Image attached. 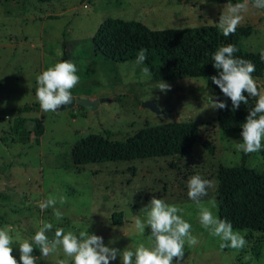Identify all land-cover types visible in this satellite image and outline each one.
Masks as SVG:
<instances>
[{
    "label": "rangeland",
    "instance_id": "rangeland-1",
    "mask_svg": "<svg viewBox=\"0 0 264 264\" xmlns=\"http://www.w3.org/2000/svg\"><path fill=\"white\" fill-rule=\"evenodd\" d=\"M254 0H0V228L12 236L14 257H20L19 244L31 241L43 223L65 231H89L103 237L106 246L121 251L140 244L152 247L151 229L143 234L135 227L137 216L155 196L183 211L192 225L198 244L189 246L180 264H264V234L236 230L247 240L243 249H221L218 237L209 234L199 222L200 206L218 216V171L243 163L237 148L241 133L224 132L217 123L218 109L210 97L216 91L207 78H171L167 92L158 89L153 74L144 75L136 60L113 62L97 53L93 38L101 24L110 18L138 21L153 30L194 29L217 26L222 14L245 4L240 26L253 33L242 37L238 48L264 52V9L253 7ZM222 33V31H220ZM227 45L222 43L221 46ZM72 61L80 77L72 96L99 100L96 111L83 106L61 112L37 108V76L60 61ZM264 91V80H257ZM155 102L170 118L145 108ZM35 111L20 112L25 106ZM18 117L27 118L17 136L11 128ZM43 121L45 133L36 141L32 119ZM193 122L202 130L201 140L186 157H166L133 162H112L77 167L72 160L75 144L89 136L102 135L113 143H125L146 127L166 123ZM5 138L6 141H2ZM210 141L211 155L204 147ZM264 143V142H262ZM246 166L264 172V148L251 153ZM200 175L210 180L208 195L197 205L188 197V179ZM49 196L56 199L62 218L53 207L41 211L39 203ZM63 200V203H61ZM123 214L121 225L113 216ZM33 255L41 256L39 248ZM247 257V259H246ZM66 257L62 248L36 264H57ZM110 264H121L118 255ZM173 264H176L174 258Z\"/></svg>",
    "mask_w": 264,
    "mask_h": 264
},
{
    "label": "trees",
    "instance_id": "trees-1",
    "mask_svg": "<svg viewBox=\"0 0 264 264\" xmlns=\"http://www.w3.org/2000/svg\"><path fill=\"white\" fill-rule=\"evenodd\" d=\"M49 2L52 0H39ZM253 33L251 26L237 27L234 34L225 37L217 26L194 29L153 30L138 21L110 18L96 32L93 43L97 53L113 62L136 60L140 49H146L153 82L171 78H207L216 91L217 98L227 103L226 109H218L217 123L224 132L241 133V125L254 107L256 98L249 97L247 105L241 103L232 110L231 100L223 95L210 77L218 75L213 66L212 55L222 43L233 44L237 58L251 61L255 65L254 79L264 80V60L261 53L247 52L238 48L242 37ZM259 89V88H258ZM247 95V93H245ZM37 108L40 105H36ZM35 111L25 106L20 112ZM27 118L18 117L11 128L17 136ZM36 141L40 143L45 133L43 121L32 119ZM202 130L193 122L166 123L146 127L138 131L125 143H113L102 135H89L79 140L72 151L75 166L100 165L112 162H133L166 157H186L201 140ZM2 141H6L5 138ZM209 154H215L210 141L204 142ZM249 154L244 153L243 163L235 167H221L218 171V217L231 222L233 229L248 230L264 234V172L246 166ZM123 214L113 216L116 225H121ZM1 220V217H0ZM16 258V257H15ZM19 261L18 258H16Z\"/></svg>",
    "mask_w": 264,
    "mask_h": 264
},
{
    "label": "clouds",
    "instance_id": "clouds-1",
    "mask_svg": "<svg viewBox=\"0 0 264 264\" xmlns=\"http://www.w3.org/2000/svg\"><path fill=\"white\" fill-rule=\"evenodd\" d=\"M245 4H237L232 7L228 15L222 14L216 23L225 37L235 33L243 19L241 12L246 10ZM253 7L264 9V0H254ZM238 51L235 45L227 44L220 46L212 55L213 66L218 70V75L210 77L213 84L219 87L223 95L231 100L232 110L239 109L241 103L247 105L249 97L256 98L254 107L249 110L242 127V142L237 148L245 154L259 152L264 148V91L258 89L257 82L252 73L255 65L248 60L237 58L234 54ZM147 59L146 49H140L136 63L144 64ZM264 60V52L261 53ZM77 67L72 61L64 60L49 67L37 76L38 87L36 99L40 108L45 112H56L59 108L72 103L71 90L79 83ZM144 75L150 76L147 67L142 69ZM171 86L164 82L159 84L158 89L162 92L169 91ZM247 93V95H245ZM212 101V108L226 109L227 103L219 98ZM164 109L161 108V112ZM212 182L193 175L188 179V197L197 205H201V198L208 195V189ZM57 201L49 196L45 202L39 203L41 211L53 207L54 216L62 218V213L55 208ZM63 203V200H61ZM145 213L142 220L137 216L135 227L143 234L146 228L151 229L152 247L144 244L138 245L134 250L129 246L122 251L118 248L108 247L103 242V237L80 231H65L62 227H56L54 236L50 239L48 233L53 230V224L43 223L35 233L31 241L25 240L19 244V261L13 255L12 236L7 227L0 228V264H36L38 259H45L62 248L66 257L71 258V264H110L119 255L121 264H176L183 260L185 242L189 246L198 244V238L191 233L192 225L182 215V209L174 204H168L163 199L153 198L148 205L141 209ZM199 222L208 229L209 234L218 237L220 247L243 249L247 245L246 238L238 231H234L231 222L215 216L210 208L200 206ZM39 248L40 257L33 255L34 249ZM247 259V257H246ZM57 264H69L66 259L58 260Z\"/></svg>",
    "mask_w": 264,
    "mask_h": 264
},
{
    "label": "water",
    "instance_id": "water-1",
    "mask_svg": "<svg viewBox=\"0 0 264 264\" xmlns=\"http://www.w3.org/2000/svg\"><path fill=\"white\" fill-rule=\"evenodd\" d=\"M99 103H100L99 100H90V99L73 97L71 104H68V105H65V106L59 108L56 112H61L64 110L72 109L77 105L83 106V107L90 109L92 111H96ZM143 106L145 108L152 110L158 116H161V117H164L167 119L170 118V115L166 114L165 112H161L159 106L155 102L148 101V102L144 103Z\"/></svg>",
    "mask_w": 264,
    "mask_h": 264
},
{
    "label": "flooded vegetation",
    "instance_id": "flooded-vegetation-1",
    "mask_svg": "<svg viewBox=\"0 0 264 264\" xmlns=\"http://www.w3.org/2000/svg\"><path fill=\"white\" fill-rule=\"evenodd\" d=\"M78 106V105H77Z\"/></svg>",
    "mask_w": 264,
    "mask_h": 264
}]
</instances>
